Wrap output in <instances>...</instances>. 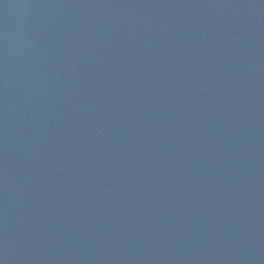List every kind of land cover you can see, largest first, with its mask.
Returning <instances> with one entry per match:
<instances>
[{
  "label": "water",
  "instance_id": "95a60500",
  "mask_svg": "<svg viewBox=\"0 0 264 264\" xmlns=\"http://www.w3.org/2000/svg\"><path fill=\"white\" fill-rule=\"evenodd\" d=\"M0 264H264V0H0Z\"/></svg>",
  "mask_w": 264,
  "mask_h": 264
}]
</instances>
